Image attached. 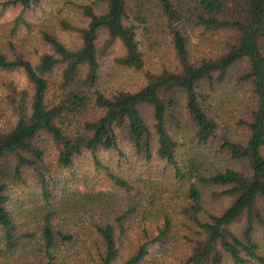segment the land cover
Wrapping results in <instances>:
<instances>
[{"label":"trees","instance_id":"16d2710c","mask_svg":"<svg viewBox=\"0 0 264 264\" xmlns=\"http://www.w3.org/2000/svg\"><path fill=\"white\" fill-rule=\"evenodd\" d=\"M100 1V6H77L87 20L84 26L60 21L62 30L78 35V45L67 47L55 34L42 31L50 51L35 63L9 38L0 42V75L20 72L26 79L21 87L0 78L6 91L0 97V264H59L60 247L76 244L86 252L93 249V264H141L154 241L168 232L170 221L165 217L154 240L144 233L146 239H139L118 263L128 223L143 201L140 192L130 194L127 180L109 174L113 193H77L69 202L49 201V184L57 172L72 167L84 152H120L123 141L146 163L165 161L186 184L182 213L190 223V254L185 264H222L225 259L264 264L255 240L256 227L264 226V0ZM38 2L8 0L2 8H19L23 14ZM20 24L27 25L19 15L10 23L11 36ZM140 34L168 39L179 65L148 75L135 91L104 93L99 72L107 49L119 42L114 63L139 70L144 66ZM197 38L200 45L212 47L198 58L191 54ZM237 65L245 69L239 80L252 97L247 120L239 122L245 139L230 133L221 137L218 151L231 164L218 167L192 157L180 167L179 144L169 125L186 113L192 138L198 145L209 144L220 126L208 100ZM49 147L55 150L53 160ZM29 175L45 204L17 221L9 209L10 192L26 184ZM207 187L231 199L219 214L204 210Z\"/></svg>","mask_w":264,"mask_h":264},{"label":"rangeland","instance_id":"374dc122","mask_svg":"<svg viewBox=\"0 0 264 264\" xmlns=\"http://www.w3.org/2000/svg\"><path fill=\"white\" fill-rule=\"evenodd\" d=\"M8 0H0V42L10 41L21 49L29 60L35 63L49 47L41 37L42 31L55 34L67 46L79 44L78 35L62 30L60 21L66 20L73 26L82 27L86 19L77 6L101 5L100 0H39L31 10L20 13L19 8L4 7ZM21 16L27 25L20 24L15 36H11V21ZM215 39L211 33L206 34ZM106 35L102 34L101 39ZM140 50L144 55V66L139 70L127 69L114 63V58L120 53V43L115 42L107 49L101 60L99 72V88L106 94L116 90L135 91L147 82L148 75H157L162 71H173L179 65L170 41L164 37H138ZM200 39L194 40L191 46L193 57L211 51L209 45H200ZM245 73L241 65L235 66L227 75L226 81L216 88L212 98L208 100L213 115L217 117L220 128L217 135L207 145H198L192 138V125L186 113L178 119L177 124H170V134L178 141L176 159L181 167L187 158L202 157L209 164L223 167L231 164L225 154L220 153L221 137L232 135L234 139L244 140L245 127L239 124L247 120L252 99L249 87L240 84V77ZM5 81L24 86L26 79L20 72L1 74ZM204 88L207 89L205 86ZM6 93L0 82V97ZM149 114L148 109H146ZM178 125V129H176ZM49 143V142H48ZM156 147V146H155ZM120 152L99 149L96 152H84L78 156L69 169H64L54 175L49 184V201H72L77 193L115 191L109 174L127 180L133 188L130 194L141 193L142 206L128 223L127 235L120 246L118 263L128 257L134 245L146 239L144 233L152 240L160 234L165 217L170 221V229L154 241L146 258L141 264H185L190 254L187 237L190 234V223L182 213L185 206L186 184L175 178L173 167L165 161L153 158L146 163L137 156L133 149L123 141L119 143ZM50 159L53 160L55 150L49 147ZM98 162L101 166H97ZM220 190L207 187L203 191V207L205 212L219 214L231 202L230 198L218 196ZM76 194V195H74ZM70 199H69V198ZM153 201V202H151ZM152 203V205H150ZM45 204L42 190L32 175L27 177L26 184L15 187L10 192L9 209L17 221L30 218L33 210ZM139 239H142L141 241ZM255 240L264 255V226H257ZM89 245V244H88ZM93 249L86 252L79 244L62 245L58 251L59 264H93ZM222 264H233L225 259Z\"/></svg>","mask_w":264,"mask_h":264}]
</instances>
